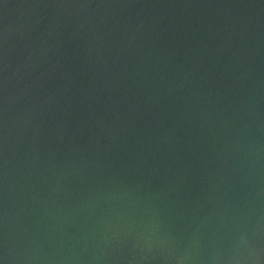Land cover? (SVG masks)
I'll list each match as a JSON object with an SVG mask.
<instances>
[{
	"label": "water",
	"instance_id": "1",
	"mask_svg": "<svg viewBox=\"0 0 264 264\" xmlns=\"http://www.w3.org/2000/svg\"><path fill=\"white\" fill-rule=\"evenodd\" d=\"M0 264H264V0H0Z\"/></svg>",
	"mask_w": 264,
	"mask_h": 264
}]
</instances>
